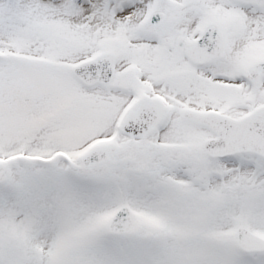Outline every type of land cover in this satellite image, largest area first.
Returning <instances> with one entry per match:
<instances>
[{"label":"snow or ice","instance_id":"snow-or-ice-1","mask_svg":"<svg viewBox=\"0 0 264 264\" xmlns=\"http://www.w3.org/2000/svg\"><path fill=\"white\" fill-rule=\"evenodd\" d=\"M0 264H264V0H0Z\"/></svg>","mask_w":264,"mask_h":264}]
</instances>
